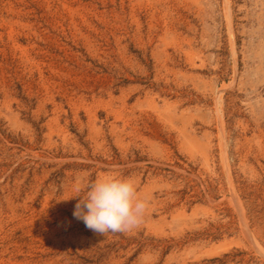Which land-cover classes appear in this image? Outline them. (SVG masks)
Listing matches in <instances>:
<instances>
[{
	"label": "rangeland",
	"instance_id": "1",
	"mask_svg": "<svg viewBox=\"0 0 264 264\" xmlns=\"http://www.w3.org/2000/svg\"><path fill=\"white\" fill-rule=\"evenodd\" d=\"M0 264H264V0H0Z\"/></svg>",
	"mask_w": 264,
	"mask_h": 264
},
{
	"label": "clouds",
	"instance_id": "2",
	"mask_svg": "<svg viewBox=\"0 0 264 264\" xmlns=\"http://www.w3.org/2000/svg\"><path fill=\"white\" fill-rule=\"evenodd\" d=\"M73 217L95 234L129 232L142 223L148 203L134 182L116 174H106L74 188Z\"/></svg>",
	"mask_w": 264,
	"mask_h": 264
}]
</instances>
